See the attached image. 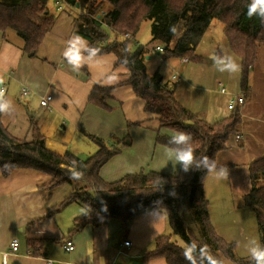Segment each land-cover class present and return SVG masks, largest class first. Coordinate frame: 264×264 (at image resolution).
Returning <instances> with one entry per match:
<instances>
[{
    "label": "crops",
    "instance_id": "0c3cea01",
    "mask_svg": "<svg viewBox=\"0 0 264 264\" xmlns=\"http://www.w3.org/2000/svg\"><path fill=\"white\" fill-rule=\"evenodd\" d=\"M48 8L53 14V23L43 35L34 56L23 52V42L14 31L7 30L4 37H0V88L4 89V98L11 101L9 111L0 113V121L8 132L16 138L29 139V117H32L44 135L48 149L58 153L69 151L77 156L91 152L89 146L80 145V140L73 137L79 125L86 132L105 140L112 135L119 138L127 136L131 128L139 130L138 134L143 132L142 128L149 124L148 120L155 117L143 110V101L129 85L113 88L112 97L107 100L111 108L108 111L87 102L94 84H116L128 77V70L123 65H115L116 57L111 53L94 55L89 63L74 70L63 53L69 41H74L76 37L87 45L85 38L74 33L79 11L66 5L63 0H50ZM214 26L212 22L204 35L207 32L213 35ZM218 26L224 38V50L217 43L209 58L198 55L199 60L183 62L177 58L172 73L177 80L172 83L169 79L166 81L170 85L175 84L174 96L183 107L209 123L230 117L233 113L238 115L237 132L228 137L225 149L214 156L219 164L227 166L228 179L217 178L214 173L207 172L203 180V191L206 195H209V191L213 197L208 208L209 221L216 234L225 241L233 242L236 248L234 233L248 240V231L251 233L254 230L255 218L243 205L242 196L251 187L248 164L264 153V46L258 47L255 63L250 68L248 93H244L243 103L230 109L228 102L236 94L220 81L225 72L213 66L211 56L231 54L238 62L239 59L230 51L222 26ZM219 83L224 87V92L220 91ZM23 87L27 89L26 94L21 93ZM46 93L51 95L49 106L41 107L39 99ZM157 123L153 121V127L158 126ZM160 129H163L161 133L168 134L169 129ZM128 141H132L131 137L125 143L128 144ZM151 141L147 151L152 145L151 152L156 151L158 155L149 164L151 171L178 172L180 165L170 149L154 145ZM118 155L100 168L99 175L104 180L112 181L124 173H132L134 168L130 169L127 160L123 158L121 161ZM49 179L47 174L29 168L13 169L7 176L0 173V264H5V259L7 264H44V257L53 259L55 264H120L118 260L123 262L120 255L133 259L135 253L162 234L163 214L159 210H148L135 216L126 228L113 218L100 226L86 225L79 232H70L73 219L84 209L75 202L56 209L59 201L53 204L50 198L52 191L48 197L43 191ZM44 198L49 200L43 201ZM214 206H217L216 216L211 212ZM138 222L142 240L136 239L133 232L134 224ZM246 223L248 225L245 226ZM13 238L18 241L16 252H10L9 248ZM31 239L42 240L38 254L25 253L27 241ZM65 240L73 242L72 251L63 249ZM125 240L130 242L129 246H123ZM150 259L148 264H166L161 257ZM135 263L139 264L138 261Z\"/></svg>",
    "mask_w": 264,
    "mask_h": 264
},
{
    "label": "trees",
    "instance_id": "16d2710c",
    "mask_svg": "<svg viewBox=\"0 0 264 264\" xmlns=\"http://www.w3.org/2000/svg\"><path fill=\"white\" fill-rule=\"evenodd\" d=\"M49 1L0 0V37H4L7 30L14 31L23 42V52L34 56L43 35L53 23ZM63 1L79 11L74 33L87 40L88 48L95 49V55L113 54L115 65H123L128 70V77L116 84H94L87 102L108 111L111 108L107 100L112 97L113 88L129 85L143 101V110L154 115L158 122L156 144L171 148L169 138L172 135L159 132L160 128H166L175 133L179 130L191 132L197 159L204 156L214 159L218 151L225 149L228 137L237 132L238 115L233 113L211 123L198 117L176 100L174 83L168 85L158 71L146 72L144 59L148 50L141 45L131 50L129 45L134 42L142 21L148 18L152 20L150 41L160 42L164 57L199 60L195 49L211 23L217 21L230 51L242 65L240 88L248 93L249 69L255 63L258 47L264 46V20L256 15L248 16L251 0ZM103 2L110 5L106 11H103ZM105 28L114 36L107 43ZM124 33L128 37H124ZM29 124L31 137L19 139L0 121V173L7 176L16 168L43 172L50 177L44 185L46 196L58 185L70 184L71 191L59 207L75 202L84 209L73 219L70 232H79L86 225L100 226L113 218L126 228L135 216L148 210H159L164 212L171 232L183 241V245L172 241L170 235L159 234L154 238L153 248L144 253L143 261L161 257L166 264H189L184 258V250L195 243L197 264L201 253L209 251L235 264H254L250 257H235L234 243L218 236L211 225L203 191L206 170L193 168L185 172L180 166L173 174L139 171L106 181L99 175V170L121 151L125 144L122 138L112 135L105 140L79 125L82 133L96 144V150L82 158L69 151L58 153L48 149L44 135L32 117H29ZM73 170L82 175L72 178ZM248 171L251 187L242 196L243 205L253 213L259 241L264 244V153L248 164ZM27 245L33 254H38L42 240L31 239Z\"/></svg>",
    "mask_w": 264,
    "mask_h": 264
},
{
    "label": "rangeland",
    "instance_id": "374dc122",
    "mask_svg": "<svg viewBox=\"0 0 264 264\" xmlns=\"http://www.w3.org/2000/svg\"><path fill=\"white\" fill-rule=\"evenodd\" d=\"M109 7H110V5L108 3L103 2V4H102L103 11H106ZM151 23H152V20L148 19V18H146L145 20L142 21L140 28H139V31H138L137 35L135 36L134 42H132L129 45V47L131 50H133L137 46L141 45L145 49H147L148 53L146 55L150 56V58H146V56H145V59H144L146 72L151 74L155 71H158L159 74L162 76L164 81L169 79L170 80L169 82L172 83L173 81L177 80V77H176V79L173 80V79H170V76L175 70L174 63L178 59L173 58V57H164L162 52L154 50V47L156 45H161V44L159 41H154V42L150 41L151 40V33H150ZM214 24H215V26H214L213 35H210V32H207L206 35H204L203 38L200 40L198 46L195 49V54L201 55V56H203V58H209L208 56L210 54H213V53H211V51L214 52L213 48H215L217 46V43H218L220 49L224 50V48H225L224 38L221 35V30L218 28L219 27L218 25H221V24L217 21H214ZM105 32H106L105 42L107 43V42L113 40L114 36L108 28H105ZM124 34H123V36H124ZM249 71H250V69H249ZM220 81L225 85L226 88L228 87L230 90H232V93H234V94L244 93L242 90H240V86H239L240 85V72L229 73V72L225 71L224 76H223V78L220 79ZM152 116H154V115H152ZM153 121L156 124L157 120L155 118L148 120V123L150 125L148 124L146 127H143L142 128L143 132H141L140 134L137 133L139 130H136L135 128H131V131L128 133V135L122 137L124 142L126 139L127 140L130 139V137L132 139V141H128V144H126V143L124 145L121 144V146L123 145V148L121 149V151H123V149H124V151L123 152L120 151L118 153L120 155L121 161H123V158H124L129 163L128 167L130 169L134 168L132 170V172L151 171L152 169L149 168V164L153 161V159L157 158V156H158L156 151L151 152L152 145H151V149L147 151V149L149 148V141L150 140H152L151 141L152 144H154V145L156 144L155 143V136H156V130H157L158 126L153 127L154 126ZM157 125H158V123H157ZM81 127H78V131H76V133H74L73 137H75L77 141L80 140V142H81L80 145H85L84 147L89 146V148L91 149L90 154H92L96 150V144L89 137L85 136L82 133ZM133 127H135V126H133ZM162 130L163 129H160L159 132L161 133ZM167 131H168V134H171V135L175 134V132H173L172 130H170V131L167 130ZM117 138H119V137H117ZM156 145H159V144H156ZM167 149H170V148L167 147ZM158 150H159V148H158ZM85 156H88V155L86 154V155H82L79 157L83 158ZM138 159L140 160V162H138ZM137 163H138V166H137ZM139 163H140V166H139ZM124 174H126V173H124ZM77 185H79L81 187L80 183H78ZM205 186L206 187L208 186V180H206ZM217 189H218V187L216 186L214 189L215 195H216L215 190H217ZM43 191L45 193L44 194L45 197H48V196H46L47 191L46 190H43ZM68 191L69 192L71 191V185L68 183H62L52 190V196L50 198L54 202L53 204H55V202L59 201V203L55 206L56 209H58L60 202L68 194ZM220 192L222 193L221 190H220ZM207 193L209 195H206L205 192H204V195L208 201V208H209V203L211 202L210 198L213 199V197L209 191H207ZM48 200H49V198H47L43 201H48ZM211 212H212L213 216H216L217 206L212 207ZM161 213L163 214V218L161 220L162 226H163L162 227V233L166 234V235H170V239L172 241H175L178 245L182 246L183 241L178 236H176L175 234H173L171 232V229L167 223L164 212L161 211ZM250 213L252 215L251 217L254 219L253 213L252 212H250ZM253 224H254V230L251 233L248 231V233H249L248 240L252 239V238L259 240V234H258L257 226H256V223L254 220H253ZM134 225L132 224V226H134L133 232L136 235V239L142 240L143 235L141 233V228L139 226V222L134 224ZM246 225H248V224L246 223L245 226ZM222 230H223V228L220 229V231H222ZM245 232L247 235L248 233L246 230H245ZM237 236H238L237 233H234V239L233 240H235L236 242H239V246L237 244V247L234 248V251H233L235 257L249 258V255H248L247 250L245 248V243L248 240L247 239L246 240L241 239ZM128 239L131 240L129 237H128ZM153 245H154V240H152L145 248L138 251L139 253H135L133 255V259H127V258L122 257L120 255L119 258H122L123 262H120V260H118V263L130 264L131 262L138 261L139 264H148L149 263L148 261L151 259L143 261L142 258L144 256V253L147 250H150L153 248ZM226 264H231V263L228 261V262H226Z\"/></svg>",
    "mask_w": 264,
    "mask_h": 264
},
{
    "label": "clouds",
    "instance_id": "9594fccd",
    "mask_svg": "<svg viewBox=\"0 0 264 264\" xmlns=\"http://www.w3.org/2000/svg\"><path fill=\"white\" fill-rule=\"evenodd\" d=\"M259 16L264 20V0H251L248 5V16ZM174 31V29H173ZM88 55L85 56L84 53ZM68 63L72 65L74 70H79L84 64L89 63L95 55V49H90L86 43L81 41V38L76 37L74 41H69V46L63 53ZM213 66L220 72L238 73L242 71V65L232 55H212ZM11 107V101L4 98V91L0 89V113H7ZM192 133L179 130L169 138L170 151L173 154L175 161L179 164L183 171L188 172L195 168L206 170L214 173L217 178L228 179V168L225 164H219L216 160L210 159L208 156L197 159L192 145ZM82 173L73 170L72 178H78ZM239 246V242H237ZM245 248L254 264H264V244H261L258 239L252 238L245 243ZM197 245L192 243L184 250V258L189 264H197ZM7 264V259H5ZM199 264H226L225 260L214 256L210 251L201 253Z\"/></svg>",
    "mask_w": 264,
    "mask_h": 264
},
{
    "label": "built area",
    "instance_id": "2783aa9c",
    "mask_svg": "<svg viewBox=\"0 0 264 264\" xmlns=\"http://www.w3.org/2000/svg\"><path fill=\"white\" fill-rule=\"evenodd\" d=\"M124 37H128V34L125 33V34H124ZM154 50L159 51V52H162L163 47H162L161 45H156V46L154 47ZM181 61H182V62H183V61H186V58H185V57H182V58H181ZM170 79H173V80L176 79V75H175V74H172L171 77H170ZM168 85H170V84L168 83ZM218 85H219V87H220V91H221V92H224L225 89H224V87L222 86V84L219 83ZM0 89H3V88L1 87ZM3 91H4V89H3ZM21 93H22V94H26V93H27V89H26L25 87H23V88L21 89ZM243 99H244V93L236 94L232 99L229 100V102H228V107H229L230 109H233V108L236 106V104H241V103H243ZM50 100H51V95L48 94V93H46V94H44V95H42V96L40 97V99H39V104H40L41 107H48V106H49V102H50ZM122 244H123V246H129V245H130V242L127 241V240H125V241H123ZM9 248H10V252H16V251H17V249H18V241H17L16 238H13V239L10 241V243H9ZM63 249H64L65 251H67V252H68V251H72V250L74 249V244H73V242L70 241V240H65L64 243H63ZM25 253H26L27 255H33V250H32V248L29 247V246H27V248H26V250H25ZM3 256H5V254H3ZM44 264H55V262H54V260L51 259V258L44 257Z\"/></svg>",
    "mask_w": 264,
    "mask_h": 264
},
{
    "label": "water",
    "instance_id": "95a60500",
    "mask_svg": "<svg viewBox=\"0 0 264 264\" xmlns=\"http://www.w3.org/2000/svg\"><path fill=\"white\" fill-rule=\"evenodd\" d=\"M146 58H148V56H146ZM133 264H136L135 262Z\"/></svg>",
    "mask_w": 264,
    "mask_h": 264
}]
</instances>
